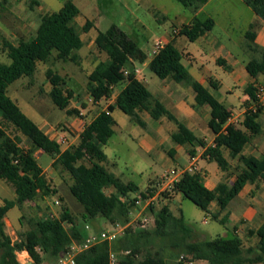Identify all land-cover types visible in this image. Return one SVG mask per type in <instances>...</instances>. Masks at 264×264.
<instances>
[{
    "label": "trees",
    "instance_id": "trees-1",
    "mask_svg": "<svg viewBox=\"0 0 264 264\" xmlns=\"http://www.w3.org/2000/svg\"><path fill=\"white\" fill-rule=\"evenodd\" d=\"M175 1L195 11L208 2ZM245 3L258 18L264 19V0H245ZM79 14L80 10L74 1L67 0L59 11L41 17L33 37L20 40L17 46L9 42L3 44V50L11 63H0V118L26 137L30 146L22 147L20 138L11 137L4 128H0V180L12 184L17 195L16 201L5 200L0 206V264H21L17 259V253L21 252H27L33 264H41L43 255L56 261L74 243H82L88 235L86 225L77 221L69 208H63L59 217L30 218V229L17 241H13L6 232L5 218L15 206L34 203L39 198L57 193L38 164L37 152L51 156L55 160L54 166L59 163L71 174L73 184L70 192L84 208V222L98 217L115 221L116 215L128 222L136 209V197L133 196L145 198L156 190L149 187L142 191L136 183L123 182L104 166L107 161L104 147L115 134L116 121L112 113L116 108L131 117H135L136 112L141 110L150 113L155 120L163 116L174 120L137 77L135 63L147 61L148 54L116 25H112L106 32H100L96 38V47L107 55V60L100 62L88 76L87 91L97 102L109 99L118 86L123 87L117 95L116 103L109 105L86 125L78 144L62 150L60 144L50 139L8 95L10 85L22 77L32 76L39 63H48L54 53L58 60L79 61L77 51L84 46L81 32L74 25ZM214 24L211 18L205 21L195 19L190 25L183 26L178 35L195 42L211 31ZM92 26L93 23L87 21L81 30L87 33ZM257 26L258 22L251 25L247 33L250 40H254ZM182 59L183 53L171 41L152 57L149 69L160 79L171 78L194 89L197 105L211 108L209 128L215 140L214 146H207L202 138L182 123H178V130L172 135V140L180 146L191 147L189 154L192 156L196 155V148H205L203 157L216 162L224 172L230 167L223 154V149H227L232 159H238L240 172L232 185L222 182L214 190L205 186L199 173H185L171 191L163 193L167 203L162 204L158 210L151 208L148 211L153 217L152 228L139 223L129 225L115 241L102 242L78 253L75 264H110L112 253L117 255L118 264H167L166 249L181 250L194 260H204L210 264H264V221L259 228L247 231L248 235L256 236L259 240V254L250 258L244 255V242L238 236L192 241L193 230L186 225L184 216L181 214L177 217L170 209L168 202L173 200L174 195L180 194L206 213H210L214 202L222 211L247 185L264 181V156L256 158L242 154L251 138L262 132L259 119L262 106L257 105L256 110L248 109L240 124H228L231 111L193 79L182 64ZM246 70L256 80L260 74H264V59L249 61ZM47 76L53 86V102L62 110L67 109L74 94L67 87L66 79L51 70L47 71ZM210 82L216 87L212 80ZM245 92L252 104L257 103L256 82L250 83ZM218 216V213L214 214L213 219L218 220ZM66 223L71 225L69 229ZM221 223L225 224V221L221 220Z\"/></svg>",
    "mask_w": 264,
    "mask_h": 264
},
{
    "label": "rangeland",
    "instance_id": "rangeland-1",
    "mask_svg": "<svg viewBox=\"0 0 264 264\" xmlns=\"http://www.w3.org/2000/svg\"><path fill=\"white\" fill-rule=\"evenodd\" d=\"M74 2L77 7L82 10L81 16L74 21V25L85 37L86 43L83 50L77 51L79 61H62L53 56L48 63H39L37 72L33 77H22L8 88V95L10 98L18 104L21 110L34 123L42 126L49 136H52L54 131H57L63 133L70 139H72L71 131H74V134L72 133L74 136L80 134L82 128L81 124L79 125V121L89 123L102 109L91 98L86 86L88 83V74L95 68L96 64L105 61L107 55L99 51L95 47V44L90 46L91 39L82 32L80 26L86 22V18L91 20L98 16L96 27L90 31L91 36L96 37L99 32H106L113 24H117L132 40L137 42L142 49L152 51L154 48V37L158 36L159 33L164 30L171 31V33L175 35L173 31L175 28H171V25L174 23L180 24L184 18H192L197 13L194 9L187 8L175 0H143L140 5L133 6L135 22L129 20L128 23L121 24L116 12L119 8L113 0H100V2L103 3L101 8L94 3V0H74ZM227 2L228 0H215L211 2L206 10L215 11L218 8L222 9ZM152 3L156 4L155 9L151 8ZM30 6L31 3H29L28 0H25V2L22 0H0V26L4 28H15L20 22V17H24V12H28ZM238 7L239 2L234 0L231 3L230 11H238ZM98 9L102 13L100 16ZM57 10L58 7H53L51 11L48 12L51 13ZM158 12H160V14H157ZM122 14L124 15V13ZM154 14L157 16L155 17ZM163 15H167L169 20L159 24L158 21L162 19ZM210 16L216 18L214 14H210ZM219 17L225 16L221 14ZM159 28L161 29L159 30ZM224 31L223 27L218 25L214 32L222 43L225 42L226 32L224 34ZM0 32L2 33V31ZM183 39L182 42L177 44V48L180 51L183 52V48L189 51H196L199 48L198 42H191L187 38ZM1 42L0 40V63L9 65L11 59L6 53L2 52L3 43ZM212 54L214 55L215 53ZM139 67L140 70H142L141 78L147 80L146 85L152 93H155L154 88L158 86L161 88V84L163 85L167 81H172L170 78L165 80L160 79L148 67L142 65H139ZM208 69L209 75L213 76L214 80L221 83L219 90L214 93L216 98L221 100L228 108L238 107L243 99V91L240 88L234 87V83L229 77L228 72H225L223 68L215 64V62H211ZM48 70L66 79L67 87L72 90L74 94L68 111H74L75 113L69 114L67 110H62L53 102L51 97L53 86L47 76ZM180 85L185 84L180 83ZM261 85L264 86V84ZM122 87L123 85L118 86L115 89L116 92H119ZM156 98L160 101L163 100L160 94L156 95ZM260 104H264V101ZM165 105L168 109L173 111L171 107L167 104ZM244 107L245 106L242 105L240 109ZM81 112L84 114L83 116H80ZM113 116L120 126L116 128V134L104 147V151L107 155V161L104 163L105 168L123 182H134L140 187L145 186L150 178L159 176L152 180V185L155 187L154 189H157L161 177L167 173V171L178 168V164L182 160L181 158L173 159V157L168 155V151L173 148L175 144L170 141L163 145H157L151 151H146V149L142 148L140 143L135 141L132 137L135 133H140L141 135L146 134L145 128L135 123V121H132L130 116L126 115L118 108L113 113ZM260 120L264 126V113L261 115ZM43 121L45 122L43 123ZM147 125L150 126V124ZM0 128H4L11 137L20 138L22 147L28 148L30 146L26 137L13 126L5 124L1 118ZM74 139L75 138H73L71 142H73ZM62 147L65 148L64 146ZM225 155L230 162L228 171L224 172L216 162H207L200 159L198 161L200 173L199 171H196V173H199L200 177L203 179L205 176H209L217 182H233L236 175L240 172V168H238L239 164L229 156L228 152H226ZM37 161L45 170V176L57 193L45 199L39 198L36 204H27L21 211L19 207H15L8 213V218L12 219H9L8 224L11 223L13 226H7L6 231L13 241L19 240L23 234L30 229V218H43L50 216L52 213L59 217L63 208H69L71 214L77 221L83 223L82 225H89L90 232L91 230L96 233L104 230H113L114 225L117 223L124 227L127 225L133 226L138 223V221H136L138 213L135 209L133 213H131V218L128 222L118 215H116L115 221H110L104 217H98L84 222L82 219L84 208L75 200L70 192V187L73 184L71 174L59 163L55 166L52 165L53 158L47 154L43 153L39 155ZM257 191L258 188H252L246 196V199L250 200L253 198L252 195ZM15 197L16 192L14 187L11 185L6 186L5 181L0 180V206L4 204V200H13ZM55 200H59V206L53 204ZM168 203L174 215L179 217L182 214L185 218L186 225L193 230L192 241L200 242L215 239L217 237H224L226 234L229 235L227 230L228 225H224L220 221L213 219V215L218 213L215 203H213L210 213L202 211L192 201L184 198L182 195L178 197L174 195L173 201ZM153 223L152 218L147 224V227L152 228ZM259 223L260 222L256 220L251 226L256 227ZM69 227L70 225L66 224V228L69 229ZM249 227L250 226L243 227L241 238L244 242V255L254 258L259 254V240L256 236L248 235L247 231L250 229ZM22 254L23 253H17V259L21 264H26L28 262L33 263L28 253L25 255ZM165 254L167 264H179L181 256L190 257L187 253L174 249H166ZM54 263L55 259L43 255L41 264ZM195 264H205V262L199 261L197 263L195 262Z\"/></svg>",
    "mask_w": 264,
    "mask_h": 264
},
{
    "label": "crops",
    "instance_id": "crops-1",
    "mask_svg": "<svg viewBox=\"0 0 264 264\" xmlns=\"http://www.w3.org/2000/svg\"><path fill=\"white\" fill-rule=\"evenodd\" d=\"M22 1L25 2V0ZM28 1L29 3H31L29 11L24 12V17H20V22L15 28H9V27L4 28L3 26H0V31H2V33L0 32L1 33L0 40L2 41L1 43L4 44V42H9L17 46L20 40H27L33 37L39 28L41 17L45 14L50 13L48 11H51L53 7H58L57 11H59L64 6L67 0H28ZM114 1L116 2V5H118L119 8L116 12L119 17L120 23L121 24L126 22L128 23L129 20L135 22V12L133 10V6L140 5V3L143 0H113V2ZM214 1L215 0H208V2L204 6H202L192 18H184V20L180 22V24L177 23L172 24L171 28L172 27L175 28L173 30L175 32V35L171 33V31H167V30L160 32L158 36L153 38L154 48L152 49V51H146L140 47L144 52L148 54V60L141 64L135 63V70L138 79L143 81L144 84L146 85L147 80L141 78L142 70H140L139 65L149 68V61L152 59V57L155 54H157L156 50L159 44L161 47H163L167 43L174 41L175 46L177 48V44L182 42L184 40L183 38H186L185 36L178 35L180 29L183 26L190 25L195 19H198L200 21H205L210 18L213 19L215 24L212 30L206 32L203 36H201L199 39L195 41L198 42L199 44V48L196 51H189L186 50V48H183V52L181 51L183 53L182 64L188 69L193 79L198 83H200L201 85H203L208 90V92L212 94L215 98L216 96L214 95V93L215 91L219 90L221 83H219V81L217 80H214V77L209 75L208 66L211 62H215V64L221 66L225 72H228L229 77L234 83V87L240 88L243 91V99L241 100L240 105L235 108L227 107L231 111V117L228 121V124H240L245 118L247 109L251 107H255V105L252 104L250 97L245 92L246 87L252 82H256L257 86L264 84V74H260L257 77V79L254 80L246 70V65L249 61L251 60L260 61L264 59V19L258 18L255 12L253 11V9L245 3V0H235L236 2H239V7H238L239 9L238 11L235 12L230 11L231 3L234 0H228V2L224 4V7H222V9L218 8L215 11H207L206 9L208 8V6L211 4V2ZM94 3H96V5H98V7L100 8L103 5V3L100 2V0L97 1L94 0ZM155 7L156 4L152 3L151 8L155 9ZM79 10H80L79 16H81L82 10L80 8ZM98 11L100 16L102 13L99 9ZM122 13H124V15ZM157 14H160V12H158ZM210 14H214L216 18L210 16ZM221 14H224L225 17H219ZM154 16L156 17L157 15L154 14ZM97 17L98 16L92 18L91 20L86 18V22L90 21L93 23V26L89 30V32L84 33L85 36L91 39L90 46L95 44L96 38L100 33L99 32L96 37L90 35V31H92V29L96 27V21L98 19ZM167 20H169V17L167 15H163L162 19H160L158 23L160 24L162 22H166ZM86 22L80 27L82 28L86 24ZM254 22H258V26L254 31V40H250L247 37V33ZM113 25L119 27L117 24H113ZM218 25H221L223 27V29L225 30L224 34L226 32L225 42L223 43L214 34ZM119 28L121 29V27ZM160 29L161 28H159V30ZM174 36L176 37L174 38ZM81 39L84 42V46L80 50H83L85 48L86 43H85V37L82 34H81ZM2 52L6 53L3 50V46H2ZM212 53H215L216 55L215 54L213 55ZM55 55L56 53H54V56ZM98 64H96V66ZM92 71L90 72V74L92 73ZM35 73L32 76H28V77H33ZM90 74H88V76ZM171 80H172L171 82L167 81L163 85L161 84L160 85L161 88L159 86L154 88L155 93H152L149 89L148 90L151 92L153 99L155 101H159L160 103H162L163 106L170 112L174 120L169 119L167 116H163L159 120H155L152 118L150 113L139 110L136 112L135 117H131V116L130 117L132 121H135V123L145 128L146 134L141 135L140 133H135L134 135L132 134L130 135H132L133 139L135 141H138L140 143V146L146 149V151H151L157 145H163L171 141L175 144V146L168 151V155L173 157V159H177V158L182 159L181 162H179L178 167L187 166L191 162H195L198 167V161L200 159L210 162L208 158L202 157L203 156L202 154L205 152V148H201V147L196 148V155L192 156L189 154V152L191 151V147H184L176 144L172 140V135L178 130V123H182L188 129L193 131L198 137L202 138L207 143V146H214L215 137L209 128V122L211 120V108L209 106L200 107L197 105L196 93L191 86L186 84L180 85V83L175 82L173 79ZM210 80L214 82L216 87L212 85ZM118 93L119 92H116V90H114L113 95L109 99H102L100 101L95 102L98 104L100 108H102L101 112L106 110L109 105H114L116 103ZM158 94L161 95L163 100L160 101L156 98V95ZM217 100L220 103L224 104L218 98ZM165 104L171 107L174 112L168 109ZM242 105H244L245 107L243 109H240ZM261 106H262V111L260 113V118L261 115L264 113V104H262ZM65 110L68 111V108ZM44 122L45 121H43V123ZM80 122L81 121H79V125ZM147 124H150V126H148ZM119 126H120L119 123L116 121V125L114 126L115 134H116V128H119ZM39 128L43 130L45 134L52 140L53 139L56 140V136L58 135H64L63 133L54 131L53 135L49 136L47 131H45L42 126H39ZM71 132L73 133L74 131ZM72 133H71L72 139L75 138L74 141L71 142L72 139L67 137L68 143L64 145L60 144L62 150L67 149L71 145L78 144L81 135L78 134L74 136L73 135L74 133L73 134ZM62 146H64L65 148H63ZM226 152H228L230 156L229 151L227 149H223V154L225 158H226L225 155ZM41 154L43 153L37 152L36 159ZM242 154L244 156H253L256 158H260L264 156L263 124H262V132L259 135H256L251 138L250 142L246 145ZM233 160H236V162H238L237 158ZM54 161L55 160L53 159V163ZM197 171H199L200 173L199 168ZM43 172L45 174L44 169ZM155 177H159V176H155ZM154 178H150L145 186L140 187L141 190L145 191L149 187L155 188L152 185L153 184L152 180ZM201 179L205 184V186L210 190H214L219 183H222L213 180L209 176H205L204 179L203 178ZM150 181H151V186H150ZM5 183L6 186L9 185L13 186L7 181H5ZM232 183L233 182L228 184L232 185ZM252 188H258V191L252 195L253 198L247 200L246 196L252 190ZM179 195L180 194H176V197H178ZM16 200H17V195L15 199H13V201ZM214 203L217 206L216 211L218 212L219 215L218 221L221 222V220H223L225 221L224 225H228L227 230L229 232V235L226 234L223 238H231L233 236H238L241 238L244 226H250L249 227L250 229H257L261 226V224L264 221V182L261 181L253 185L251 184L247 185L243 189V191L234 200L231 201V203L225 210L220 211L217 203L216 202ZM27 204L34 205L36 204V202L24 203L22 206L17 205L15 207H19L21 211V209ZM170 209L172 210L171 207ZM9 219L10 218L6 216L5 218L6 227L13 226L11 223L8 224ZM256 220L260 222L258 226L256 227L251 226L255 223ZM91 232L93 231L91 230ZM21 253H23L22 255H24L27 252H21ZM199 261H203L205 262V264H210L204 260H197L196 263Z\"/></svg>",
    "mask_w": 264,
    "mask_h": 264
},
{
    "label": "built area",
    "instance_id": "built-area-1",
    "mask_svg": "<svg viewBox=\"0 0 264 264\" xmlns=\"http://www.w3.org/2000/svg\"><path fill=\"white\" fill-rule=\"evenodd\" d=\"M161 48L162 47L159 44L156 51L158 52ZM126 74H127V72H126ZM256 96H257V103L254 104L255 107L257 105H260V103L262 101H264V86L263 85L257 86ZM255 107H251L249 109L256 110ZM83 115L84 114L81 112L80 116H83ZM80 124H81V128H82V130L80 132V135H81V133L84 131V129L88 123L81 121ZM53 140H55V139H53ZM55 141L58 144H62V145L68 143V139L64 135L56 136ZM197 170H198V167H197L195 162H191L189 165L184 166V167H178V168L169 170V171H167V173H165L161 177L160 184L154 192H151V194H149L145 198L134 195L133 197H136V201H135L136 209H135V211H137V213H138V217H137L136 221H138V223L141 226L146 227L147 224L149 223V221H151V219L153 218L152 215L148 214V211L151 208L158 210V209H160L162 204L167 203L168 200L162 196L163 193L166 191H171L173 189L175 183L185 173H196ZM53 204L55 206H59L60 202H59V200H55ZM50 217H57V216L54 213H52L50 215ZM128 226L129 225L124 227V226L120 225L119 223H117L116 225H114L113 230H104V231H101L98 233H96V232L94 233V232H90V226L86 225L85 229L88 231V235L83 240V242L80 244L74 243L71 246L70 250L66 254H64L63 256L58 258L54 264H75V257L78 253H80L84 250H87V249L91 248L92 246L97 245V244L102 243V242H110L111 243V242L115 241L119 236H121L125 232V230ZM195 262L196 261L192 257L181 256L179 264H195ZM110 264H118V257L115 253H112L110 256Z\"/></svg>",
    "mask_w": 264,
    "mask_h": 264
},
{
    "label": "water",
    "instance_id": "water-1",
    "mask_svg": "<svg viewBox=\"0 0 264 264\" xmlns=\"http://www.w3.org/2000/svg\"><path fill=\"white\" fill-rule=\"evenodd\" d=\"M26 264H33L32 262H28V263H26Z\"/></svg>",
    "mask_w": 264,
    "mask_h": 264
}]
</instances>
